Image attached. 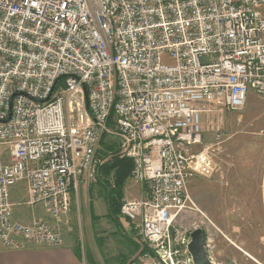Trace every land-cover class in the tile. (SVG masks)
Segmentation results:
<instances>
[{
    "label": "built area",
    "instance_id": "1",
    "mask_svg": "<svg viewBox=\"0 0 264 264\" xmlns=\"http://www.w3.org/2000/svg\"><path fill=\"white\" fill-rule=\"evenodd\" d=\"M251 91L264 96V0H0V245L64 246L72 191L98 178L107 132L150 188L121 205L148 246L129 264H194L192 232L206 249L220 232L191 217L189 180L216 171L195 150L202 117L243 110ZM20 183L46 217L14 218Z\"/></svg>",
    "mask_w": 264,
    "mask_h": 264
},
{
    "label": "rangeland",
    "instance_id": "2",
    "mask_svg": "<svg viewBox=\"0 0 264 264\" xmlns=\"http://www.w3.org/2000/svg\"><path fill=\"white\" fill-rule=\"evenodd\" d=\"M207 109L202 117V142L195 150H208L216 171L211 177L189 180L191 198L200 210L191 217L203 218L202 212L220 230L207 249L218 261L264 264V96L251 91L240 111ZM109 125L115 129L112 122ZM123 143L117 134L103 132L97 152L102 160L99 176L80 181L63 220L65 233L81 247L86 264H129L140 261L141 253L148 250L139 222L120 213L124 200L150 196L147 184L133 180L134 166L124 185L117 183L116 159L129 158ZM6 151L0 145L4 162L9 160ZM140 185L147 192L141 199V189L137 198L133 191Z\"/></svg>",
    "mask_w": 264,
    "mask_h": 264
},
{
    "label": "crops",
    "instance_id": "3",
    "mask_svg": "<svg viewBox=\"0 0 264 264\" xmlns=\"http://www.w3.org/2000/svg\"><path fill=\"white\" fill-rule=\"evenodd\" d=\"M6 152V158H9V153L8 151ZM84 180L85 179L81 180V184L84 182ZM133 191L135 193L134 197L136 196L135 198L140 197L139 193L142 194L140 199L146 197L147 192L141 185L135 187ZM72 193L75 192L72 191ZM11 197H13L11 200L13 204H15L14 218L21 223H29L36 215L42 217H46L48 215L41 205L28 207L23 204V202L28 199V191L25 183H20L15 186L11 190ZM63 236L65 240L64 246L56 248H38L33 245H28L26 249L8 250L4 249L0 245V264H86L84 253L81 247L76 244V241H73L69 238V236L65 233L64 228ZM208 255L211 256L210 254ZM246 255L250 259H255L249 253ZM211 260L217 264H227L223 263L222 261H218L213 256H211ZM237 260L238 258L236 256L234 261L237 262Z\"/></svg>",
    "mask_w": 264,
    "mask_h": 264
},
{
    "label": "water",
    "instance_id": "4",
    "mask_svg": "<svg viewBox=\"0 0 264 264\" xmlns=\"http://www.w3.org/2000/svg\"><path fill=\"white\" fill-rule=\"evenodd\" d=\"M189 251L193 258L194 264H217L211 261L208 256L205 245L204 231L202 229H197L192 232Z\"/></svg>",
    "mask_w": 264,
    "mask_h": 264
},
{
    "label": "trees",
    "instance_id": "5",
    "mask_svg": "<svg viewBox=\"0 0 264 264\" xmlns=\"http://www.w3.org/2000/svg\"><path fill=\"white\" fill-rule=\"evenodd\" d=\"M118 162L116 164V179L117 183L124 185V182L128 179L129 174L131 172L132 166H134V162L129 158H121L116 159ZM121 209V207H120Z\"/></svg>",
    "mask_w": 264,
    "mask_h": 264
},
{
    "label": "flooded vegetation",
    "instance_id": "6",
    "mask_svg": "<svg viewBox=\"0 0 264 264\" xmlns=\"http://www.w3.org/2000/svg\"><path fill=\"white\" fill-rule=\"evenodd\" d=\"M255 260V259H254ZM256 261V260H255ZM257 262V261H256Z\"/></svg>",
    "mask_w": 264,
    "mask_h": 264
}]
</instances>
